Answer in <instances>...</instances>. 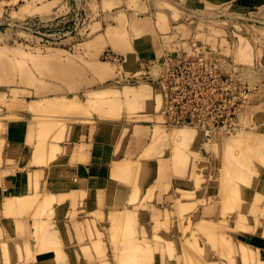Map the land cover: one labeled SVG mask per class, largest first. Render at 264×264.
I'll use <instances>...</instances> for the list:
<instances>
[{
    "label": "rangeland",
    "instance_id": "1",
    "mask_svg": "<svg viewBox=\"0 0 264 264\" xmlns=\"http://www.w3.org/2000/svg\"><path fill=\"white\" fill-rule=\"evenodd\" d=\"M86 1L69 0L70 10L66 8V5L62 6L59 3L48 10H31L30 0H11L9 2V9L4 13L5 16L1 18L2 20L10 22L23 17H32L36 19L37 23L32 27L36 31L29 33L11 28L7 24L0 27L3 33L0 34V51L6 52L17 70L15 81L0 82V117L3 115L1 106L5 105L11 108L13 100L16 98L13 93H17L14 92L17 90L14 87L26 88L19 90V93H28L31 95L29 98L31 99L32 95L37 93L33 85L34 80L47 78L50 81L60 82L57 77L52 76L51 64L44 61L46 58L54 59L52 55L58 53L57 56L61 58L70 56L76 59L80 57V53L86 49L91 39L99 38L100 43L104 42L103 44L106 43V36L111 40V35L114 33L110 27L117 20L115 9L104 12L100 8L98 9V5L90 4L92 10L97 9V14L89 15ZM248 1L254 2V0ZM140 2L143 7L139 6ZM129 4L136 8L134 11L136 16L146 14L153 18L157 15L161 17L162 14L165 15L162 13L163 11L167 13L168 10H175L178 11L176 12L177 16L180 15V11L184 14L183 17L195 18V21L201 20L206 24L216 26L214 43L223 46V48L222 46L215 47L223 53V69L236 76L234 88L237 90L244 88L246 92L241 98L237 97L238 100L241 99L239 101L241 110L234 114L236 116L234 120H237L239 127L230 131L225 129L215 131L210 141H207L201 132L190 126L176 127L188 128L193 132V138L185 143L178 140L175 142L173 141L175 139L166 135L176 128L168 129L164 127L165 125L160 124L155 127H146L147 130L149 129L148 132H151L150 128H154L153 133L155 130H160L165 134L160 137L159 135L152 136L149 150L141 154L144 162L138 160L128 164L129 166L137 165L138 169L141 167L142 172L148 171L149 173L151 169L155 171L154 174L148 176L147 197L149 200H155L157 190L161 194L164 192V200L158 197L161 200L159 205L169 207L173 198L172 185H175L177 189L179 186V190L174 192L176 194L174 199L179 206L177 208L178 216L174 217L173 222L170 217L171 211L166 212L163 221L155 218L157 221L153 225H149L148 231L143 229L140 232L133 222V216H127L125 218L127 220H124L122 216L120 224L112 225L109 228L108 222H103L99 227L94 226V232H91L90 224H87L90 231L88 241L90 245L94 246L99 259L108 261L112 259L116 264H151L156 251L161 256L166 253L170 254L171 264H257V259H264L263 250L262 252L255 248L252 251L248 250L249 253L256 256L255 260L241 258L235 254L242 252L243 249L244 242L240 244L237 240L241 234L247 237L253 234H264V2L259 5H245L243 10L228 4L211 8H191L186 0H129ZM106 8H113V5ZM49 11L50 13H48ZM48 19H51L49 25L42 27V23ZM141 20L147 23L146 27L144 25L141 27L145 30H153L149 18ZM158 26L162 28L164 24L160 23ZM106 28L105 36L100 34L95 37ZM69 30L72 31L69 32ZM108 51L113 52L111 49L105 50L101 62L108 61L105 57ZM116 55L119 56V54ZM85 63L90 65L88 62ZM125 71L132 70L125 69ZM27 72L30 73L31 79L22 81V75ZM112 77L110 80L83 88L78 92L79 96L70 93V100L81 99L93 111L103 110V115L112 116L120 123L129 122L132 125L127 131L129 133L132 129L133 133L136 131L135 135L138 134L136 129L140 127L141 122L145 123L148 122L145 120L155 118L160 121L164 118L161 114L162 97L159 93L162 89L146 81L129 83L122 80L118 82L117 76ZM130 85H134L136 89L148 87L151 90V94H149V98H152L149 99L151 106L144 107L143 102L131 104L128 96L126 97L122 92ZM104 90H107L106 93L103 92ZM157 91L160 96L156 95L160 98L155 96ZM103 94L104 97H100V101L95 98ZM115 98L118 101H115ZM138 99L142 100L144 97ZM124 103L127 104L128 111L122 116ZM154 104L157 105V112L152 106ZM76 107L77 105L74 104L67 109L73 111ZM85 108L86 106L83 109ZM145 113H149V115H145ZM5 117L11 118L13 115ZM2 120L1 117L0 121ZM148 123L152 124V122ZM2 127V123H0V132ZM247 136L248 138H246ZM235 137H241V139L236 138L235 140L233 139ZM145 138L148 139V137H144L143 140ZM250 138L258 141H246V143L245 140ZM134 139L139 138L135 137ZM176 147H180L178 150L180 149L182 155L177 159ZM150 165L153 167L149 168ZM36 197L39 196L16 198L14 206L29 205L32 202L39 203L40 199ZM9 200L10 197L5 202L6 212L12 210L7 206ZM42 207L39 205L31 213H26L32 215L34 223L32 225L19 223L20 235L23 233H27L28 236L37 235L43 231V228L41 227L39 230L37 225V218L46 211V208L42 209ZM33 230H35L34 233ZM5 232L0 225V249L3 248L7 260L9 257L7 249L18 239L12 238ZM93 236H96L97 240H94ZM140 237L142 238L140 239ZM214 239L217 240L214 242ZM27 242H25L26 250L30 251ZM16 246L20 249L22 245L18 243ZM86 249L85 252L88 253L90 246H86ZM88 257L94 258L91 255Z\"/></svg>",
    "mask_w": 264,
    "mask_h": 264
},
{
    "label": "crops",
    "instance_id": "2",
    "mask_svg": "<svg viewBox=\"0 0 264 264\" xmlns=\"http://www.w3.org/2000/svg\"><path fill=\"white\" fill-rule=\"evenodd\" d=\"M68 1L30 0L29 6L31 10H48L59 3L62 6L66 5V8L70 10ZM186 1L191 8H211L228 4L239 10H243L245 5H259L264 2V0H254V2L248 0ZM9 2L11 0H0V13L3 12L0 19L9 9ZM90 4L98 5V9L100 8L104 12L115 9L117 20L109 27L116 35L115 40L122 42V48L113 44L110 37H105L107 44H95L91 41L93 38L87 44L86 49L80 53V57L76 59L70 56L62 57L64 60L73 59L76 63L84 66L91 82L82 85L80 90H76L65 87V82L58 78L60 84H64L63 89L40 94L34 86L37 93H34L31 99H29L30 94L19 93V90L26 88L14 87L17 90L14 92L17 93H13L16 98L13 100L11 108L5 105L1 106L3 120L0 123L3 127L0 132V225L6 234L18 241L15 240L16 242L14 241L7 249L9 256L7 260L3 248L0 249V264H116L112 259V261L99 259L94 246L90 245L88 241L90 231L87 224H90V230L94 232L95 225L99 227L103 222H108L109 228H111L112 225L122 222L120 219L122 216L124 220H127L125 219L127 216H133L132 219L134 218L133 222L137 230L142 232L143 229L148 231L149 225H153L157 220L163 221L166 212L171 211L172 222L174 217L178 216L179 204L174 199L176 195L174 192L179 190V186L177 189L175 185H172L173 198L169 207L159 205L161 201L159 198L164 200V192L161 194L157 190L155 200H149L147 197L148 176L154 174L155 171L151 169L149 173L148 171L142 172L141 167L138 169L137 165L129 166L128 164L138 160L144 162L141 154L149 150L154 129L150 128L151 132H148L147 128H149L148 126L155 127L157 124L164 126V118L160 121L156 118L143 119L152 122V124L141 122L140 127L136 129L139 135L136 134V136V131L133 133L132 129L128 133L127 130L132 125L129 122L120 123L112 116L103 115L101 111H93L78 98L74 100L77 107L73 111L60 109L59 111L64 112H56L58 109L54 110L56 107L60 108L57 101L65 98L71 99L70 93L79 96L78 92L83 88L113 78L111 76L100 80L90 66L85 63L101 60L105 50L111 49L121 57L119 60H111L115 64L116 72L121 67L134 70L139 68L143 59L160 58L165 51L193 53L205 47L214 49L221 47L222 45L214 43V34L217 28L206 24L205 21H195V18L183 17L184 14L180 11V15L177 16L176 12L178 11L175 10H168L167 13L163 11L162 13L165 15L162 14L161 17L157 15L153 18L146 14L136 16L134 12L136 8L130 6L129 0H87L86 9L88 8L89 15H93L97 14V9L92 10ZM109 5H113V8H106ZM139 6L143 7V4L140 2ZM142 18H149L153 30H145L141 27L140 20ZM160 23L164 24V27L159 28L158 24ZM107 28L95 37L100 34L105 36ZM38 82H47L48 84L50 80L39 78ZM156 87L162 89L159 92L162 97L161 114L164 117L163 87L162 85H156ZM156 93L155 96H157ZM143 97L146 99V95ZM149 99L152 98H148L146 101ZM138 102L141 104L143 99H139ZM32 104L39 106L40 110L37 112L32 110ZM16 106L17 108H15ZM85 106L86 108L83 109ZM47 107L50 109L47 110ZM44 109L46 110L44 111ZM127 111V104L124 103L122 116ZM10 114L13 117H5ZM145 115H149V113H145ZM39 121L40 123H38ZM60 122L62 126L59 124ZM42 123L43 125H40ZM57 124L59 125L55 126ZM52 130H54L53 135L51 134ZM135 137L139 139L135 140ZM144 137H148V139L143 140ZM53 148H55V153L49 157L48 153L50 154ZM152 167L150 165L149 168ZM113 169L116 171L115 174ZM156 173L159 174L158 171ZM37 195L39 197L36 198L40 199L39 203L32 202L29 205L15 206L12 210L5 211L7 198ZM39 205L46 208L45 213L37 218V225L39 222L44 226L43 231L37 235L28 236L27 233L20 235L19 223L32 225L34 219L31 214L26 213H31ZM34 232L35 230H33ZM109 236L111 241V235L109 234ZM93 239L97 240L96 236H93ZM237 240L240 244L244 242L253 249L258 248L259 252L264 251V234H253L249 237L241 234ZM25 242L28 243L30 251L26 250ZM18 243L22 245L20 249L16 246ZM86 246H90L88 253L85 252L88 249ZM174 251L173 248V254ZM90 255L94 258L90 259L88 257ZM238 256L242 258L240 252ZM171 258L168 253L161 256L156 251L151 264H171Z\"/></svg>",
    "mask_w": 264,
    "mask_h": 264
},
{
    "label": "built area",
    "instance_id": "3",
    "mask_svg": "<svg viewBox=\"0 0 264 264\" xmlns=\"http://www.w3.org/2000/svg\"><path fill=\"white\" fill-rule=\"evenodd\" d=\"M49 22L51 19L42 23V27H47ZM36 23L32 17L10 22L0 19V27L7 24L27 33L36 31L32 29ZM105 57L108 60L121 58L111 51L106 52ZM116 79L162 85L164 125L168 129L190 126L210 141L215 131L239 127L234 120V114L241 110V99L237 97L241 98L246 89L234 88L236 76L224 71L223 53L212 47L193 53L165 51L160 58L143 59L136 70L120 71Z\"/></svg>",
    "mask_w": 264,
    "mask_h": 264
},
{
    "label": "bare ground",
    "instance_id": "4",
    "mask_svg": "<svg viewBox=\"0 0 264 264\" xmlns=\"http://www.w3.org/2000/svg\"><path fill=\"white\" fill-rule=\"evenodd\" d=\"M141 21V23H140V25L141 26H145L146 27V25H147V23H146V21H144V20H140ZM115 36L116 35H111V42L113 43V44H115L116 46H118L119 48H122V42L120 41V40H115ZM117 38V37H116ZM92 42H94L95 44H99L101 41H100V39L98 38V39H95V40H93ZM91 42V43H92ZM104 42H102V43H100V44H103ZM124 46V45H123ZM58 55V53H55L54 55H52V57L54 58V59H50V58H46L44 61H46V62H48V63H50L51 65V73H52V76H54V77H57V78H59V79H62L64 82H65V87H67V88H71V89H76V90H80V88H81V86L82 85H84V84H87V83H89V82H91V80H89V78L87 77V73H86V70H85V67L84 66H82V65H80V64H78V63H76L73 59H66V60H64V59H62L61 57H59V56H57ZM144 56V55H143ZM90 65V68L97 74V76L99 77V79H102L103 80V78L105 79V78H109L110 77V75L111 76H119L120 75V71H125V69H123V68H119V70L116 72V70H114L115 68V64H113V62H111L110 60H108V61H106V62H101L100 60H97V61H93L92 63H90V62H88ZM117 67V66H116ZM136 70V69H135ZM113 72H115V73H113ZM128 72V71H127ZM112 73H113V75H112ZM16 74H17V70H16V68H15V66H14V63H13V61H12V59L11 58H9V56H7L6 55V52H4V51H0V82H2V81H15V79H16ZM29 74L30 73H25V76H22V81H29V79H30V76H29ZM89 76H91V75H89ZM115 78V77H114ZM29 83V82H28ZM33 85L36 87V89L38 90V93H40V94H43V93H47V92H50V91H54V90H56V89H63L64 87H63V85H61L60 84V82H58V81H50L48 84H47V82H38V80H34L33 81ZM137 84V83H136ZM107 85H110V84H107ZM112 86H113V84H111ZM115 86V85H114ZM155 87V86H154ZM111 88V87H110ZM103 89H105V88H103ZM102 89V90H103ZM153 89V88H152ZM76 90H75V92H76ZM105 91H107V90H104L103 92L104 93H106ZM151 90L148 88V87H141L140 89H136L135 88V86L134 85H130L129 87H127V88H125V89H123V91L122 92H124L125 94L124 95H126V97L128 96V100H129V102L131 103V104H134V103H138V97L139 96H141L142 98H143V96L144 95H148L147 97H146V99L144 100L143 99V105H144V107L146 106V107H148V105L149 106H151V102H149V100L148 101H146L148 98H149V94H151V92H150ZM160 93V92H159ZM159 93L157 92L156 94L157 95H159ZM109 94V93H108ZM161 94V93H160ZM113 95H115V94H113ZM117 95V94H116ZM115 95V96H116ZM104 97V94L103 95H101V96H97V97H95L96 99H99V101H100V97ZM160 96V95H159ZM102 97V98H103ZM119 97V96H118ZM117 97V98H118ZM156 97H158V96H156ZM112 99H114L113 97H111ZM137 98V99H136ZM140 98V97H139ZM158 98H160V97H158ZM95 100V99H94ZM134 100H136V101H134ZM115 101H118V99H116L115 98ZM162 101V100H161ZM78 102V101H77ZM159 102H160V99H159ZM112 103H113V101H112ZM160 103H162V102H160ZM46 104V103H45ZM57 104H59L60 105V108L58 107H56L55 108V110L54 111H56L57 109V111L56 112H61L62 110H66V111H68V109H69V106H73L74 104H76L75 103V101L74 100H69V98H65L64 100H61V101H57ZM159 104V103H158ZM153 107H154V109L156 110L157 109V105H152ZM160 106V105H159ZM30 108V107H29ZM68 108V109H67ZM31 109L32 110H35L36 112L38 111V110H40L39 109V106H35V105H31ZM50 108H48L47 107V110H49ZM60 109H62L61 111H59ZM46 109H44V111H45ZM53 110H50V111H52L53 112ZM103 110H101V112H102ZM40 112H42V111H40ZM47 112V111H46ZM45 112V113H46ZM49 112V111H48ZM62 112H64V111H62ZM51 113V112H50ZM104 113V112H103ZM108 114H109V112H107ZM123 113V112H122ZM72 114V113H71ZM73 114H75V113H73ZM106 114V113H105ZM107 114V115H108ZM43 118V117H42ZM55 118V117H54ZM68 118V117H67ZM88 118V117H87ZM41 119V118H40ZM45 119H46V117H45ZM48 119V118H47ZM51 119V118H50ZM49 119V120H50ZM58 119V118H57ZM69 119V118H68ZM52 120V119H51ZM60 120V119H59ZM41 121H43V120H41ZM69 121H70V119H69ZM73 121V120H72ZM76 121V120H75ZM103 121V120H102ZM57 122H59V121H57ZM57 122H55V123H57ZM38 123H40V121L38 122ZM54 123V124H55ZM52 124V123H51ZM51 124H49V125H51ZM59 124H61V122L59 123ZM59 124H57V125H55V126H58ZM40 125H43V123L42 124H40ZM47 126H48V124H47ZM61 126H62V124H61ZM54 127V126H53ZM60 127V126H59ZM58 127V128H59ZM53 132H51V134L52 133H54V130H52ZM43 132V131H42ZM56 133V132H55ZM165 134V132H163V131H160V130H155V132L154 133H152V136L153 135H155V136H157V135H159V137L160 136H163ZM53 135V134H52ZM142 135V134H141ZM167 136H169L171 139L173 138V139H175V140H173V141H175L176 142V140H178V141H180L181 143H185V142H188V141H190L192 138H193V132L190 130V129H188V128H176V129H174V130H172V131H170V133L168 132L167 134H166ZM241 136V135H240ZM166 137V136H165ZM242 137V136H241ZM241 137H235V138H233V139H235L236 140V138L237 139H241ZM164 138V137H163ZM162 138V139H163ZM243 138H245V137H243ZM246 138H248V136L246 137ZM43 140V139H42ZM45 140V139H44ZM242 141V140H241ZM244 141V140H243ZM246 141H252V142H254L255 141V139L253 140L252 138H250V139H247V140H245V142ZM258 141V140H257ZM257 141H255V142H257ZM44 143V142H43ZM241 143V142H240ZM247 143V142H246ZM245 143V144H246ZM42 146V145H41ZM44 147H45V145H44ZM43 147V148H44ZM49 147V146H48ZM46 148H47V146H46ZM50 148V147H49ZM48 148V149H49ZM177 148V151L176 152H178L177 154L179 155H177L176 154V159L177 158H180L182 155L180 154V149L178 150V148H180V147H176ZM37 151V150H36ZM40 151V150H39ZM48 151V150H47ZM49 152V151H48ZM54 153H55V148H53V149H51V152H50V154L48 153V155H49V157H52L53 155H54ZM228 154V153H227ZM230 155V154H229ZM230 156H232V155H230ZM46 157V156H45ZM232 157H234V156H232ZM125 158V157H124ZM234 158H236V157H234ZM116 160V159H115ZM114 160V161H115ZM131 160V159H130ZM238 160V159H237ZM236 161V160H235ZM116 162V161H115ZM114 162V163H115ZM233 163V162H232ZM241 163V162H240ZM224 164V163H223ZM234 167V166H233ZM113 171H115V169H113ZM118 171V170H117ZM122 172V171H121ZM116 173V171L114 172V174ZM244 173V172H243ZM242 173V174H243ZM33 178V177H32ZM37 180V179H36ZM35 182V181H34ZM35 185V184H34ZM46 186V185H45ZM71 191V190H70ZM238 191V190H237ZM121 192V191H120ZM242 192V191H241ZM34 193V192H33ZM38 193H40V192H38ZM72 193V192H71ZM48 194V193H47ZM16 198H19V197H14V198H10V200L7 202V206L9 207V208H15V203H14V200H16ZM240 213V212H239ZM243 214V213H242ZM38 225H39V230L41 229V227L43 228L44 226H43V224H41V223H38ZM203 228H206V227H203ZM208 233V232H207ZM214 233V232H213ZM215 240H217V239H214L213 241L215 242ZM248 240V239H247ZM257 240V239H256ZM219 241V240H218ZM248 242V241H247ZM252 242V241H251ZM250 242V243H251ZM217 243V242H216ZM253 243V242H252ZM218 244V243H217ZM243 249H242V252H240L241 253V256H242V258H248L249 260H250V258L251 259H253V260H255V257L256 256H253L251 253H249V251H252V247L251 246H249L248 244H246V243H244L243 244ZM231 248H232V246H231ZM235 248V247H234ZM260 248V247H259ZM235 249H237V248H235ZM258 249V248H257ZM232 250H233V248H232ZM231 250V251H232ZM249 250V251H248ZM240 251V250H239ZM262 252V251H261ZM38 253V252H37ZM59 253H61L62 254V252H59ZM236 253V252H235ZM234 253V254H235ZM238 254H239V252H238ZM238 254H235V255H238ZM254 254H255V252H254ZM256 255V254H255ZM258 256H259V254H258ZM47 258V257H46ZM259 258V257H258ZM241 259V258H240ZM229 260H231V259H229ZM111 261V260H110ZM190 261H191V259H190ZM256 261H258L257 262V264H264V259H262V258H259V259H257ZM100 262V261H99ZM231 262V261H230ZM230 264V263H229Z\"/></svg>",
    "mask_w": 264,
    "mask_h": 264
}]
</instances>
